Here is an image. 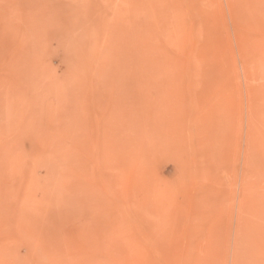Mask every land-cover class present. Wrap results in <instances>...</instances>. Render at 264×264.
<instances>
[{"label":"rangeland","instance_id":"374dc122","mask_svg":"<svg viewBox=\"0 0 264 264\" xmlns=\"http://www.w3.org/2000/svg\"><path fill=\"white\" fill-rule=\"evenodd\" d=\"M263 174L264 0H0V264H264Z\"/></svg>","mask_w":264,"mask_h":264},{"label":"bare ground","instance_id":"6f19581e","mask_svg":"<svg viewBox=\"0 0 264 264\" xmlns=\"http://www.w3.org/2000/svg\"><path fill=\"white\" fill-rule=\"evenodd\" d=\"M10 57V56H9ZM16 70V69H15ZM262 175V174H261ZM264 175V174H263ZM260 178H261V176H260Z\"/></svg>","mask_w":264,"mask_h":264}]
</instances>
